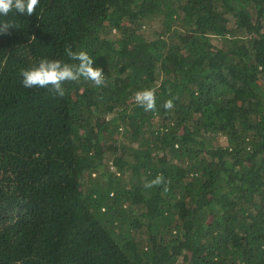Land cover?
<instances>
[{
    "label": "trees",
    "instance_id": "trees-1",
    "mask_svg": "<svg viewBox=\"0 0 264 264\" xmlns=\"http://www.w3.org/2000/svg\"><path fill=\"white\" fill-rule=\"evenodd\" d=\"M0 264H264V0H0Z\"/></svg>",
    "mask_w": 264,
    "mask_h": 264
}]
</instances>
